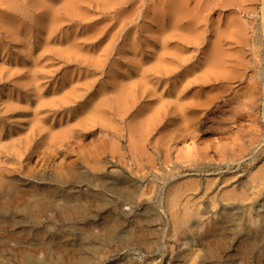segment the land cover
Wrapping results in <instances>:
<instances>
[{"label": "rangeland", "instance_id": "rangeland-1", "mask_svg": "<svg viewBox=\"0 0 264 264\" xmlns=\"http://www.w3.org/2000/svg\"><path fill=\"white\" fill-rule=\"evenodd\" d=\"M159 1L0 0V264H264V0Z\"/></svg>", "mask_w": 264, "mask_h": 264}, {"label": "bare ground", "instance_id": "bare-ground-1", "mask_svg": "<svg viewBox=\"0 0 264 264\" xmlns=\"http://www.w3.org/2000/svg\"><path fill=\"white\" fill-rule=\"evenodd\" d=\"M72 2L74 0H71ZM157 5L163 9L165 12H167L169 14V16H171V20L170 22L168 23V26L166 28V30H171L175 27V23L177 22V20H179L180 17H183V16H186L188 15V11L189 9L187 8V3H186V0H160ZM155 6L156 8H159L158 6ZM188 28H190L192 26V23L191 22H188ZM209 63L212 65V66H215V67H219L221 65H223V63L225 62L224 60L226 59V56L224 57V54H222V52L220 51V49L218 48H214L213 51L210 53L209 55ZM257 173L259 174L258 176L261 177V179L264 177V167H261L260 169L257 170ZM170 194H173V195H170L171 197L172 196H175L176 194L174 193H170ZM169 196V197H170ZM168 197V198H169ZM177 197V195H176ZM174 197V198H176ZM171 198H169L167 201L169 202ZM172 200V199H171ZM103 201V200H101ZM166 201V202H167ZM175 201V199H173V201H171L172 203ZM167 202V203H168ZM102 203V202H101ZM170 203V202H169ZM104 204V203H103ZM167 205V204H166ZM171 205L173 204H168V207H170ZM96 207V206H95ZM99 207V206H98ZM171 209V208H170ZM176 214V213H175ZM190 214V213H189ZM189 214H183L184 216L182 218H179L177 219V223L179 226L180 225H184L188 220H190L189 218L193 217V216H189ZM192 215V214H190ZM176 218V217H175ZM114 219V218H113ZM194 219V218H193ZM174 220V219H173ZM106 221V220H105ZM119 221V220H117ZM174 222V221H173ZM174 224V223H173ZM69 225H67L68 227ZM122 226V225H121ZM71 228V227H70ZM76 229V228H75ZM107 229V228H106ZM72 233H74V235H76V232L80 237L81 239V242L76 244L74 243L73 246L75 248L74 250V258H76L75 260L78 262V264H85V263H88V262H91L92 258L96 257V255L98 254V252L96 251L95 248H93L90 244V237H91V234L89 233L88 230H83L82 231H76L73 229V230H70ZM259 231V230H258ZM257 231V232H258ZM110 232V231H109ZM70 233V232H69ZM67 235V234H66ZM39 236V235H38ZM65 236V235H64ZM114 236V235H113ZM117 237V236H116ZM93 239V237H91ZM102 238V237H101ZM110 239V238H109ZM120 239V238H119ZM56 240V239H55ZM125 240V238H124ZM120 241V240H119ZM122 242V241H120ZM128 244V243H127ZM121 245V244H120ZM123 246H126L125 244ZM26 259V258H25ZM28 259V258H27ZM98 259V258H97Z\"/></svg>", "mask_w": 264, "mask_h": 264}]
</instances>
